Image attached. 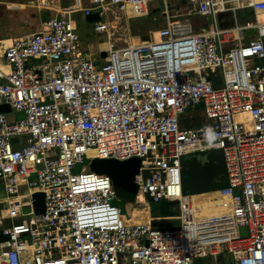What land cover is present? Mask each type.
I'll list each match as a JSON object with an SVG mask.
<instances>
[{"label":"built area","instance_id":"2783aa9c","mask_svg":"<svg viewBox=\"0 0 264 264\" xmlns=\"http://www.w3.org/2000/svg\"><path fill=\"white\" fill-rule=\"evenodd\" d=\"M152 1L37 0L56 15L0 43V99L24 113L0 112V264H219L224 252L264 264V0H185L182 14L163 0L165 26L111 42L97 61L73 15L96 12L94 32L111 41ZM245 9L253 16L241 23ZM195 15L211 29L194 32ZM196 107L205 123L182 127ZM211 150L224 154L227 185L184 193L182 157ZM134 157L139 205L127 213L108 174L74 171L86 159ZM163 201L178 203L176 217L151 213Z\"/></svg>","mask_w":264,"mask_h":264},{"label":"crops","instance_id":"0c3cea01","mask_svg":"<svg viewBox=\"0 0 264 264\" xmlns=\"http://www.w3.org/2000/svg\"><path fill=\"white\" fill-rule=\"evenodd\" d=\"M49 1L53 2V4L59 6L60 8L70 6L71 4L74 3V0H66L67 2L66 4L63 3L61 4L60 2L61 0H49ZM83 1L85 3H88V0H83ZM170 7L173 13L182 14L187 8L186 1L171 0ZM0 9L7 14L6 18L8 19L10 25L7 34L0 38V43H5V44H9L11 40L15 38L22 37L26 34H30L32 32L41 29L44 20L50 17V12H51L48 9L39 8L37 6V0H0ZM163 9H162V13H163ZM152 10L154 12H157L158 9L152 5ZM97 15L98 14L96 12H93V14L89 15L91 17L92 16L95 17L94 19H91L92 26L93 23L98 18ZM166 18L167 16L164 13H163V17L157 14L154 15V19H156L159 23L150 30L142 29L140 27L139 29H136V31H133V29H135L140 25L139 24L134 25L133 27L132 24L129 23L131 19L126 21L127 22L126 24L128 25V27L129 25L131 26V28H128V30L130 31L132 30L133 35L142 36L141 34L149 32L150 37L149 38L147 37V39H150L152 37L153 32L166 25L167 23ZM73 20L75 21L78 28V23L74 15H73ZM98 35H103V34H98ZM111 42L112 40L110 41V38L107 37L105 41L97 43L96 50L97 53L99 54V57L95 58L97 61H100L101 57H103L101 53L105 52L104 49L108 48ZM85 44H87V46L92 51V48L89 45V43L86 42ZM191 109L194 111H200L201 117L199 119L193 117L187 119L185 117L181 118L180 116V122L182 127L184 128L198 127L205 123V114L203 109L201 107H196ZM217 151H220V153L216 154ZM181 163H182V187H184L187 190L186 192L187 194H201L204 192L213 191L227 185L228 183V180L225 179L223 181L225 185H221V186L219 185L218 188L209 189L210 186H213V184L216 185L217 181L215 180L217 179V177H219L220 171H226L225 169L226 166L223 165V163H225V159L222 150H211L208 152H195V153L187 154L182 157Z\"/></svg>","mask_w":264,"mask_h":264},{"label":"rangeland","instance_id":"374dc122","mask_svg":"<svg viewBox=\"0 0 264 264\" xmlns=\"http://www.w3.org/2000/svg\"><path fill=\"white\" fill-rule=\"evenodd\" d=\"M64 1V2H63ZM171 1V0H170ZM61 4H66V0H61L60 1ZM152 5L154 7H156L158 10L157 12H154L152 10ZM164 7V1L163 0H154L153 2L150 3V13L148 15L139 17V18H135V19H131L129 21L130 24H132V26L134 27V25H140L138 27H136L135 29H133V31H136V29H139L140 27L142 29H146V30H150L152 28H154L159 22L154 19V15H159L163 17V13H162V9ZM245 10H239L238 14L242 15L244 14ZM6 13L4 11H2L0 9V38L5 36L7 34V31L9 30V21L6 18ZM56 15L55 12H50V16ZM74 17L78 23V31L81 34V38L83 43H89V45L92 48V52L94 54V57L97 58L99 57V54L97 53L96 50V45L99 42L105 41L107 39L106 35H98L97 33L94 32L93 30V26L91 25V19L92 17L90 16H86L84 13L79 12L74 14ZM111 18H114V14L111 15ZM182 19L186 18V16H182L180 17ZM190 20L192 21V23L200 28V27H204L205 25H207V23L210 22V19H205L204 17H189ZM127 22L124 19H121L118 23L117 26V32L115 33L114 36H112V42L114 44H124V39H130L131 37H133L134 35L132 34V30H128V28H131V26L126 24ZM147 34V35H146ZM142 36H140V39H147V37L149 38V32L147 33H143L141 34ZM146 35V36H145ZM146 37V38H145ZM216 78L220 81H222V73L221 70L218 69V72L216 73ZM3 101L2 99H0V104H2ZM200 111H194L191 108H189L186 113L181 115V118L185 117V118H196L199 119L201 117L200 115ZM8 118H22L24 117V113L23 112H19V111H10L7 113ZM220 151H217L216 154H219ZM137 158H132L127 160V165L130 167H134L136 164ZM91 159H86L84 162L79 163L75 166L74 171L75 172H80L81 169L84 167L85 169H89L91 167ZM224 166L225 163H223ZM226 169V167H225ZM227 172L226 171H220L219 173V177H217V179L215 181L216 185L213 184V186H210L209 189H213V188H218L219 185H225L223 183V181L227 179ZM183 191L184 193L187 192V190L183 187ZM136 196V195H135ZM123 201L121 207L124 209V211L127 213V211L131 210L132 205L135 207H137L139 205V203L136 201V198L134 199H128L126 196L120 197ZM169 205V211L171 212V216L176 217L178 215V213L180 212L179 209V205L177 202H168ZM142 211V209H139ZM142 218H145L146 215L141 216ZM137 219H141V218H137ZM217 263L219 264H233V259H232V254L228 253V252H224L219 254V256L217 257ZM215 258L212 256H204V257H197L194 260V264H215Z\"/></svg>","mask_w":264,"mask_h":264},{"label":"water","instance_id":"95a60500","mask_svg":"<svg viewBox=\"0 0 264 264\" xmlns=\"http://www.w3.org/2000/svg\"><path fill=\"white\" fill-rule=\"evenodd\" d=\"M222 15V14H221ZM91 17V16H90ZM94 19L95 17L92 16ZM97 20L100 17L97 15ZM223 22V20L221 19ZM102 56H106V52L102 53ZM11 111V108L8 104H0V112L8 113ZM137 158V157H134ZM132 159V158H131ZM129 160V159H128ZM127 160H117V159H100L95 158L91 162V169L98 173L108 174L114 184V187L117 191L118 197L126 196L128 199H134L138 191V185L135 182V175L139 172L140 169V159L137 158L136 164L134 167H130L127 164ZM35 210L37 213L44 212L45 210V194L43 192L35 193ZM168 202L174 201H163L160 204H153L151 206V213L154 216H167L172 215L169 211ZM117 205H122V200H116ZM160 222H154L155 226H160ZM7 236L3 235L0 231V240L6 239Z\"/></svg>","mask_w":264,"mask_h":264},{"label":"bare ground","instance_id":"6f19581e","mask_svg":"<svg viewBox=\"0 0 264 264\" xmlns=\"http://www.w3.org/2000/svg\"><path fill=\"white\" fill-rule=\"evenodd\" d=\"M193 17H204L205 19H209L208 16L206 15H195ZM192 22V21H191ZM192 29L194 32H200V31H204V30H208V29H211V23H207V25H205L204 27H196L193 23H192ZM140 212L141 215H144V212H142L141 210H136V213Z\"/></svg>","mask_w":264,"mask_h":264},{"label":"trees","instance_id":"16d2710c","mask_svg":"<svg viewBox=\"0 0 264 264\" xmlns=\"http://www.w3.org/2000/svg\"><path fill=\"white\" fill-rule=\"evenodd\" d=\"M252 10L251 9H245L244 11V14L243 16L242 15H239V21L242 23V22H245L247 19L251 18L253 15H252ZM118 199H121V198H118ZM122 200V199H121ZM123 203V201H122ZM166 225V224H165ZM167 226V225H166Z\"/></svg>","mask_w":264,"mask_h":264}]
</instances>
